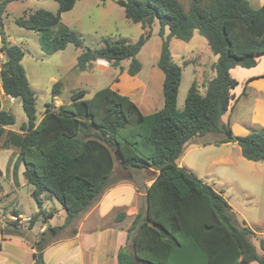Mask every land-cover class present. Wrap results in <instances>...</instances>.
Instances as JSON below:
<instances>
[{
  "label": "trees",
  "instance_id": "1",
  "mask_svg": "<svg viewBox=\"0 0 264 264\" xmlns=\"http://www.w3.org/2000/svg\"><path fill=\"white\" fill-rule=\"evenodd\" d=\"M14 1L21 0H0L1 89L5 96L19 101L26 116L18 127L22 136L16 148L22 175L33 188L32 199L40 208V197L48 192L65 212L62 225L48 227L32 242L25 240L34 250L33 264H46L43 252L53 239L113 185L116 162L124 169L154 172L148 176L154 180L150 187H136L139 193L144 191V203L127 228V241L117 253L118 264H264V238L258 241L259 254L251 241L254 232L243 220L237 221L223 192L177 165L185 146L206 134L220 136L216 145L235 143L246 161L264 163V128L234 136L229 124L221 123L229 109L231 90L238 85L229 70L252 68L264 55V4L253 9L247 0H188L185 10L178 0H112L123 8L128 21L141 26L143 34L135 43L105 38L97 49L84 47L78 34L68 28L52 35L61 15L72 10L77 0H53L55 13L24 11L14 24L39 33L41 48L48 54L73 44L79 49V72L88 71L97 60L112 68L129 61L126 73L135 76L141 70L137 56L155 22L161 39L156 66L163 74V106L158 111L144 115L128 97L106 87L90 99H82L83 90L73 91L69 102L56 110L46 104L36 122L35 95L21 63L24 52L4 31L6 7ZM195 31L217 56L211 66L215 75L206 83L203 95L192 82L183 109L178 110L182 69L172 60L169 41L188 42ZM61 89L60 81L53 84L52 100ZM14 124L13 114L0 111V135L4 127ZM18 216L13 211V217ZM34 223L30 219L28 229ZM0 235L24 238L16 225L11 230L0 228Z\"/></svg>",
  "mask_w": 264,
  "mask_h": 264
},
{
  "label": "rangeland",
  "instance_id": "2",
  "mask_svg": "<svg viewBox=\"0 0 264 264\" xmlns=\"http://www.w3.org/2000/svg\"><path fill=\"white\" fill-rule=\"evenodd\" d=\"M178 1L185 10L188 9V0ZM247 1L250 7L258 3V0ZM29 9L32 11L43 9L55 13L57 3L53 0L10 2L3 18L4 31L9 40L12 44L21 47L24 52L21 63L35 95L36 122L42 117L46 104L50 105L51 110H56L62 103H68L71 92L77 90L84 91L82 99H90L96 91L110 87L128 96L144 115L162 108L163 74L156 66L161 46V39L157 34L159 30L157 22L152 27L151 37L145 42L137 56L141 64V70L137 75L129 76L126 73L129 61L121 62L119 68H112L104 60H97L92 63L88 71L79 72L76 69L79 49L73 44H68L62 51L48 54L41 48L39 33L19 28L14 24V19L22 16L23 12ZM62 28L76 32L82 45L92 49L101 48L104 45L102 40L105 38H125L130 43H135L143 34L141 26L128 21L123 8L112 0H106L104 3L100 0H77L72 10L61 15L59 25L52 29V35H57ZM165 34H167L166 30ZM174 41L171 45L172 60L182 69L178 102V109L182 110L187 91L192 84L190 66L187 62H185L186 65L183 64L190 57L189 48H195L203 56L206 50L210 53V57L214 55L198 33H195V38L187 48L175 44H183V42ZM3 62L4 55L0 51V67ZM58 81L62 83V89L60 95L52 100V86ZM0 96V111H6L15 117V124L4 127V132L0 135V228L11 230L12 225H16L24 234L23 239L32 242L49 226L54 227L61 223V218L51 217L46 225L48 227L43 230V222L49 214L44 210L53 211L54 208L59 210L62 208L48 192L43 193L40 208L32 199L33 188L26 184L22 172L20 173L22 162L17 156L18 149L16 148L18 139L22 136L18 127L20 123L26 121V116L18 100L4 101L1 91ZM252 126L256 128L255 125L252 124ZM219 139L220 136L216 134H206L192 141L198 144H216ZM149 149H152L151 146ZM12 154L15 156L13 157ZM215 155L216 157L222 156L223 159L220 162H210V158ZM182 163L184 168L192 172L196 178L223 192L224 198L235 212L237 221L244 220L254 232L251 241L260 254L258 241L264 237V163L252 164L243 159L236 144L224 148L213 146L193 150L187 154ZM150 175H152L151 169H124L116 162L112 176L113 185L110 188L126 183H130L134 188H141L143 183L146 186L150 182L148 180ZM143 192L142 190L138 192L142 193L137 198L138 209L144 203ZM111 210L113 208L104 217L105 222H109L115 214V210ZM13 211L18 212V219L13 217ZM125 211L127 212V210L123 212ZM30 219H35L32 229H28ZM77 222L68 225L57 237L70 236ZM125 223L130 225V220ZM8 253L13 260L7 258V264H27L29 261L26 250L13 248L9 249ZM0 264L3 262L0 261Z\"/></svg>",
  "mask_w": 264,
  "mask_h": 264
},
{
  "label": "crops",
  "instance_id": "3",
  "mask_svg": "<svg viewBox=\"0 0 264 264\" xmlns=\"http://www.w3.org/2000/svg\"><path fill=\"white\" fill-rule=\"evenodd\" d=\"M263 4L264 0H258V3L252 7L253 9H257ZM29 10L32 11L31 9ZM165 30L168 33L167 28H165ZM195 33H197V31L193 33L191 40L188 42L181 41L183 44H175H180L185 48L189 47L191 41L195 38ZM166 35L167 34H164V36ZM174 40L176 39L172 38L169 41L170 52L171 45L175 42ZM202 44L204 43L202 42ZM189 52L190 57L184 61L183 64L186 65L185 62H187L188 66H190L192 82L196 83L199 94L203 95L205 93L206 83L215 75L211 66L216 62L217 56L214 55V57H210V53L207 50L203 56L202 53L198 52L195 48H189ZM229 74L237 81L238 85L231 90L232 98L230 100L229 109L222 116L221 123L229 124L232 134L237 136L246 135L250 129L254 128L252 124L255 125L256 128H264V55L258 58L256 66L252 68H241L236 66L229 70ZM0 91L3 94L1 82ZM113 91L119 93L117 90ZM179 95L180 92L178 90L176 102L177 109ZM8 99L11 100L12 98L4 95V101H7ZM257 108L259 109L257 110ZM232 144L235 143L220 144L217 146L216 144H198L193 141L189 142L185 146V149L187 147L189 148L186 152L184 149L183 154L177 160V165L178 167H184L182 160L193 150L213 146L224 148L231 146ZM238 152L240 153L239 147ZM14 156L15 155H13V157ZM17 156H19V154ZM222 159V156L216 157L215 155L210 158V162H220ZM251 163L263 164L254 162ZM21 172H23V165L20 168V173ZM156 174L158 173L156 172ZM153 181L154 180L148 182L146 187H150ZM143 184L145 185V183ZM141 194H139L137 189L130 183L116 185L108 189L103 193L100 199L77 220V226L74 227L76 231L75 233L72 232L70 236L66 237H57V239L44 250V262L46 264H118L117 253L127 241V228L130 226L125 222L130 220L131 224L134 216L137 214L139 209L138 205L136 206V202L137 198L141 196ZM112 208L115 210V214L109 222H105L104 217L108 215L110 212L109 210ZM124 210H127V212H123ZM44 211L46 213H51L52 216H48V218L43 222V230L48 227L46 225L48 223V219L51 217H59L62 219L58 226L64 223L65 212L62 209L59 210L54 208L53 211H48L47 209ZM119 215H123V217L122 219L117 220L116 218ZM13 248L26 250L29 260L27 264H33L32 254L34 250L30 247L28 242L17 235H0V261L3 262V264L8 263V261H6L7 258H11L13 260L11 255L8 253V250ZM250 264L257 263L253 262Z\"/></svg>",
  "mask_w": 264,
  "mask_h": 264
},
{
  "label": "water",
  "instance_id": "4",
  "mask_svg": "<svg viewBox=\"0 0 264 264\" xmlns=\"http://www.w3.org/2000/svg\"><path fill=\"white\" fill-rule=\"evenodd\" d=\"M116 160L118 161V158H116ZM151 173L153 174L154 172H153V171H151ZM241 264H246V263H241Z\"/></svg>",
  "mask_w": 264,
  "mask_h": 264
}]
</instances>
